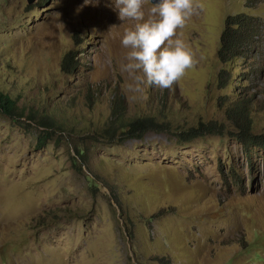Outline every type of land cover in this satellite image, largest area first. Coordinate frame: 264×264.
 Wrapping results in <instances>:
<instances>
[{
	"label": "rangeland",
	"instance_id": "1",
	"mask_svg": "<svg viewBox=\"0 0 264 264\" xmlns=\"http://www.w3.org/2000/svg\"><path fill=\"white\" fill-rule=\"evenodd\" d=\"M200 3L178 30L197 65L173 90L134 95L120 66L136 22L113 0H0V93L26 109L0 112V264H264V148L245 150L227 113L254 97L264 134V30L245 58L217 55L227 17L264 21V0ZM69 52L75 75L62 70ZM119 100L127 119L163 130L108 135ZM212 124L221 132L192 138Z\"/></svg>",
	"mask_w": 264,
	"mask_h": 264
},
{
	"label": "clouds",
	"instance_id": "2",
	"mask_svg": "<svg viewBox=\"0 0 264 264\" xmlns=\"http://www.w3.org/2000/svg\"><path fill=\"white\" fill-rule=\"evenodd\" d=\"M113 0L121 21H135L125 31L122 45L128 49L121 71L129 78L127 89L143 94L145 87L155 85L173 90L198 59L193 49L178 35L192 17L203 11L200 0Z\"/></svg>",
	"mask_w": 264,
	"mask_h": 264
},
{
	"label": "trees",
	"instance_id": "3",
	"mask_svg": "<svg viewBox=\"0 0 264 264\" xmlns=\"http://www.w3.org/2000/svg\"><path fill=\"white\" fill-rule=\"evenodd\" d=\"M263 30L264 21L249 14L240 13L227 17L217 54L220 63L226 65L238 58L248 56L255 50L258 40L263 36ZM80 64L77 52H69L63 60L62 70L68 75H75L81 67ZM250 98L251 100L240 99L239 102H236L227 110L228 116L232 118L230 121L234 123L238 130V141L247 151L254 148H264V134L254 133V120L249 110L252 103L255 102L254 97ZM121 104L122 102L119 100L112 108V118L107 130L108 135L114 136L117 131H121L122 136L137 139L141 138L145 133L163 130L164 127H161L156 119L152 117L127 119V115H125V110ZM0 112L11 118L17 116L23 117L25 116L26 109L19 111L17 100L8 94L0 93ZM35 115L34 112L30 111L27 118L38 122L44 128H55L62 132H66L69 128V124L66 121L59 120L55 115L50 116L46 114L40 119ZM218 129L219 127L216 124H212L210 127L204 126L203 130L192 129L190 132L192 133V138H197L206 134L221 132ZM45 141L46 138L41 137L39 140L40 145L44 146L42 143ZM79 156L84 159L83 155L79 154ZM91 182L95 183L92 180ZM162 264L167 263L165 260H162Z\"/></svg>",
	"mask_w": 264,
	"mask_h": 264
},
{
	"label": "water",
	"instance_id": "4",
	"mask_svg": "<svg viewBox=\"0 0 264 264\" xmlns=\"http://www.w3.org/2000/svg\"><path fill=\"white\" fill-rule=\"evenodd\" d=\"M29 4L35 3L37 0H27Z\"/></svg>",
	"mask_w": 264,
	"mask_h": 264
}]
</instances>
